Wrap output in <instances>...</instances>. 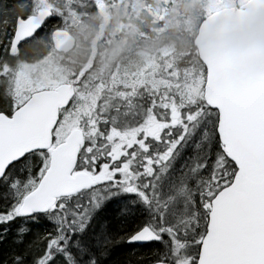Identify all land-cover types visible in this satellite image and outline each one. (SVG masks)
Listing matches in <instances>:
<instances>
[{"label":"snow or ice","instance_id":"1","mask_svg":"<svg viewBox=\"0 0 264 264\" xmlns=\"http://www.w3.org/2000/svg\"><path fill=\"white\" fill-rule=\"evenodd\" d=\"M134 244L264 264V0H0V264Z\"/></svg>","mask_w":264,"mask_h":264},{"label":"trees","instance_id":"2","mask_svg":"<svg viewBox=\"0 0 264 264\" xmlns=\"http://www.w3.org/2000/svg\"><path fill=\"white\" fill-rule=\"evenodd\" d=\"M155 245L152 244H143V245H132V246H127V245H115L114 246V253L113 257L119 261H121V264L128 259V254L131 251V248H137L138 251L136 252V256H139L146 252L148 249L151 247H154ZM143 252V253H142ZM136 257H132L134 260Z\"/></svg>","mask_w":264,"mask_h":264},{"label":"flooded vegetation","instance_id":"3","mask_svg":"<svg viewBox=\"0 0 264 264\" xmlns=\"http://www.w3.org/2000/svg\"><path fill=\"white\" fill-rule=\"evenodd\" d=\"M137 245V244H134V246ZM143 253V252H142Z\"/></svg>","mask_w":264,"mask_h":264}]
</instances>
